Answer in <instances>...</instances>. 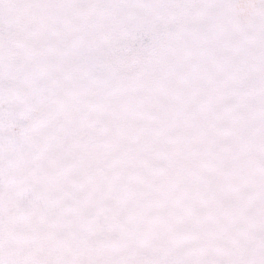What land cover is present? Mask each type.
I'll return each instance as SVG.
<instances>
[{
  "label": "snow or ice",
  "instance_id": "obj_1",
  "mask_svg": "<svg viewBox=\"0 0 264 264\" xmlns=\"http://www.w3.org/2000/svg\"><path fill=\"white\" fill-rule=\"evenodd\" d=\"M0 264H264V0H0Z\"/></svg>",
  "mask_w": 264,
  "mask_h": 264
}]
</instances>
